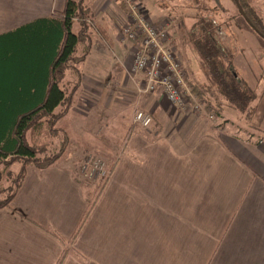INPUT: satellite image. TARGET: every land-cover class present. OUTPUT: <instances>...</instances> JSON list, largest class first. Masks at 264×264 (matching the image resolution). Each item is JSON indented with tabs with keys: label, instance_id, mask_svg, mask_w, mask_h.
I'll return each mask as SVG.
<instances>
[{
	"label": "crops",
	"instance_id": "crops-1",
	"mask_svg": "<svg viewBox=\"0 0 264 264\" xmlns=\"http://www.w3.org/2000/svg\"><path fill=\"white\" fill-rule=\"evenodd\" d=\"M64 4L0 0V37L38 25ZM130 47L131 54L135 44ZM245 47L233 55L232 68L254 90L264 86V65L253 56L259 47L247 58ZM129 63L103 83L82 71L58 126L68 142L97 141L101 153L79 150L66 163L62 154L48 168H26L8 207L0 209V264H264V96L249 124L232 110L209 119L173 108L160 88L145 92L144 76L131 74ZM126 102L128 121L112 138L114 123L91 116L117 115ZM138 110L152 117L149 127L133 124ZM71 114L75 130L93 122L85 136L76 132L74 139L60 126ZM63 140L62 134L48 139V153ZM91 154L112 171L76 233L95 191L79 174Z\"/></svg>",
	"mask_w": 264,
	"mask_h": 264
},
{
	"label": "trees",
	"instance_id": "trees-1",
	"mask_svg": "<svg viewBox=\"0 0 264 264\" xmlns=\"http://www.w3.org/2000/svg\"><path fill=\"white\" fill-rule=\"evenodd\" d=\"M232 1L236 5L235 0ZM237 1L245 16L239 9L238 13L264 39V20L259 17L252 0ZM89 2L65 0L63 10L54 12L49 19L0 37V166L3 165L0 179L8 166L19 165L11 184L0 187V195L7 192L0 198V209L8 207L28 166L48 168L64 152L68 137L58 123L68 113L81 86L83 75L78 65L91 52L90 32L95 19ZM119 5L127 15L124 3L119 2ZM217 32L214 21L198 17L192 28L184 33L185 44L199 58L198 72L190 70L185 82L206 113L219 118L226 110H232L240 121L249 124L264 96V86L252 90L238 76L232 68L234 56L228 55L217 40ZM68 70L75 75L74 81L65 80ZM44 133L49 141L63 135L58 151L48 153L50 142L44 141ZM109 170L111 173V165ZM106 180L102 179L95 189L76 233Z\"/></svg>",
	"mask_w": 264,
	"mask_h": 264
},
{
	"label": "rangeland",
	"instance_id": "rangeland-1",
	"mask_svg": "<svg viewBox=\"0 0 264 264\" xmlns=\"http://www.w3.org/2000/svg\"><path fill=\"white\" fill-rule=\"evenodd\" d=\"M119 2L123 4V1L120 0H90L89 2L95 19L94 25L91 28L92 31L90 32L92 47L90 54L82 64L78 65V68L81 71L88 70L95 72L93 78L95 81L101 80L102 83L105 81L103 79H107L108 77L112 79L115 78L117 70L119 73L121 71L123 72V66L128 64V60H130L128 66L129 71L131 74H133L131 71L132 53L136 50V46L130 54V44L132 42L127 41L123 36V28L127 24L128 16L124 14ZM252 2L259 17L264 20V0H252ZM140 3L148 15L146 16L154 24L160 25L163 22H169V32L172 37V44L182 65L184 66L185 78L186 74H188L190 70L198 72L197 67L199 58H197L196 53L191 51V48L185 44L184 37V33L188 32V30L192 28L196 18L198 17H207L208 19L215 22L218 28L216 38L225 48V51L228 53V55H238L240 51L239 46L246 45L244 54L247 58L248 53L252 54V52L256 51V48L259 47V53H253V56L255 58L259 57V59L262 61L261 64L264 65V39L258 36L246 23L244 18L238 13V8L232 0H141ZM109 29H111V31L114 30V32H110ZM75 30H77V25H75ZM107 31L110 34L111 40L114 42L112 47L110 45V40H105V38L108 37V34H106ZM116 34L119 36V40ZM251 37L255 42L258 43L256 44L253 42ZM81 52L82 51L80 48L79 53ZM129 54L130 57L128 58ZM65 80L74 81L75 75L68 70L65 73ZM90 99L94 100V98ZM128 106L130 105L128 102H126L123 111L118 112V110H116L117 115L114 116L110 113L103 115L102 113L95 111L91 118L96 116L98 120L103 121L104 125L105 122L114 123L113 126L115 128L111 137L117 138L128 121V111L125 112V110L129 108ZM74 118L75 116L73 114L68 115V117L63 120V123L60 126H63L64 129L66 128L68 133L73 137L75 136L76 132H79L85 136L93 125V122L91 119H89L87 122L83 121L84 123H81L78 130H75V126H72L70 123ZM103 135L105 136L102 137H104V140H106L107 135ZM43 136L46 137V140L44 141L48 142L49 138L47 135L44 133ZM96 142L97 141L87 144L79 139L71 140L66 144L63 157L60 162H68L71 156L78 153L79 150H81L80 153L82 154H100L101 147L95 144ZM57 144L58 142L55 144V146L59 147ZM91 156L103 159V157L97 155L91 154ZM104 161L108 166L110 165L106 160ZM82 162L80 163V166ZM0 168L2 169L3 165H1ZM18 169V164H11L7 167V169L2 171V176L0 179L1 188H5L11 184V181L18 172ZM79 174L84 181L93 185L92 188L96 189L102 183L100 179L92 181L84 178L80 172ZM6 194L7 192H3L0 197L4 198Z\"/></svg>",
	"mask_w": 264,
	"mask_h": 264
},
{
	"label": "built area",
	"instance_id": "built-area-1",
	"mask_svg": "<svg viewBox=\"0 0 264 264\" xmlns=\"http://www.w3.org/2000/svg\"><path fill=\"white\" fill-rule=\"evenodd\" d=\"M123 1L128 21L123 28V36L135 44L132 53L131 71L144 76V91L153 92L160 88L167 102L174 108L203 114L206 113L200 102L192 95L185 83V69L172 44L169 22L154 24L142 7L141 0ZM147 15V16H146ZM152 123L149 113L138 110L133 116V124L147 128ZM81 175L89 180H102L110 174L109 166L103 159L89 155L81 164Z\"/></svg>",
	"mask_w": 264,
	"mask_h": 264
},
{
	"label": "water",
	"instance_id": "water-1",
	"mask_svg": "<svg viewBox=\"0 0 264 264\" xmlns=\"http://www.w3.org/2000/svg\"><path fill=\"white\" fill-rule=\"evenodd\" d=\"M235 2H236V5H237L239 11L241 12V15H242V16H245L244 12H243V11L241 10V8H240V5H239L238 1L235 0Z\"/></svg>",
	"mask_w": 264,
	"mask_h": 264
}]
</instances>
